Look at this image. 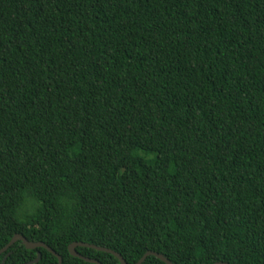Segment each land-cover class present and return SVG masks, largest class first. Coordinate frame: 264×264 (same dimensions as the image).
Returning <instances> with one entry per match:
<instances>
[{
  "label": "trees",
  "instance_id": "1",
  "mask_svg": "<svg viewBox=\"0 0 264 264\" xmlns=\"http://www.w3.org/2000/svg\"><path fill=\"white\" fill-rule=\"evenodd\" d=\"M15 233L61 264H94L78 241L264 264V0H0V249ZM37 252L57 264L19 240L0 263Z\"/></svg>",
  "mask_w": 264,
  "mask_h": 264
},
{
  "label": "water",
  "instance_id": "2",
  "mask_svg": "<svg viewBox=\"0 0 264 264\" xmlns=\"http://www.w3.org/2000/svg\"><path fill=\"white\" fill-rule=\"evenodd\" d=\"M21 241L22 244L25 246V248L27 249H35V248H38V247H42V248H45L46 250H48L49 252H51L56 258H57V264H61L62 263V257L56 253L52 248H50L47 244H45L44 242H41V241H31V240H28L25 236L19 234V233H15L11 239L8 241V243L0 249V254L4 251H6L12 244H14L16 241ZM77 246H84V247H88V248H93L95 250H98V251H103V252H107V253H110L112 254L113 256H115L118 261L120 262V264H129L125 261V259L121 256L120 253L114 251V250H111L109 248H106V247H102V246H98V245H95V244H90V243H85V242H71L69 245H68V252L72 255V256H75L79 259H82L86 262H90V263H94V264H101V262H99L97 259L95 258H90V257H86L82 254H80L79 252H77L76 250V247ZM9 255V253H7L0 264H4V261L6 259V257ZM149 255H153L155 256L156 258L160 259L161 261H163L164 263L166 264H175L173 263L172 261H170L167 257H165L163 254L161 253H158V252H154V251H147L145 252L139 259L137 262L133 263V264H141L145 258ZM41 257V254L40 252H37V255L36 257L29 261V262H26V263H23V264H32V263H36ZM214 264H228V263H225V262H215Z\"/></svg>",
  "mask_w": 264,
  "mask_h": 264
}]
</instances>
